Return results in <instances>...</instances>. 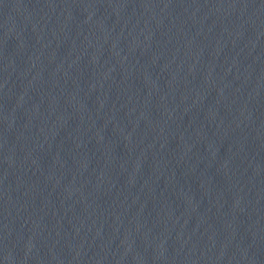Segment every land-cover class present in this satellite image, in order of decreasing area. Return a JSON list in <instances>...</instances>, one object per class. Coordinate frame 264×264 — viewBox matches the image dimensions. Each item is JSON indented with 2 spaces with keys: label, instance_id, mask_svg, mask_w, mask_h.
<instances>
[{
  "label": "water",
  "instance_id": "water-1",
  "mask_svg": "<svg viewBox=\"0 0 264 264\" xmlns=\"http://www.w3.org/2000/svg\"><path fill=\"white\" fill-rule=\"evenodd\" d=\"M0 264H264V0H0Z\"/></svg>",
  "mask_w": 264,
  "mask_h": 264
}]
</instances>
